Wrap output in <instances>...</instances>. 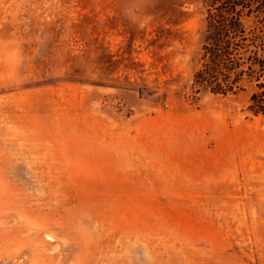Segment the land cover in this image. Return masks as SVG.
I'll list each match as a JSON object with an SVG mask.
<instances>
[{
  "label": "rangeland",
  "instance_id": "374dc122",
  "mask_svg": "<svg viewBox=\"0 0 264 264\" xmlns=\"http://www.w3.org/2000/svg\"><path fill=\"white\" fill-rule=\"evenodd\" d=\"M207 11L0 0V264H264V71L197 91Z\"/></svg>",
  "mask_w": 264,
  "mask_h": 264
},
{
  "label": "trees",
  "instance_id": "16d2710c",
  "mask_svg": "<svg viewBox=\"0 0 264 264\" xmlns=\"http://www.w3.org/2000/svg\"><path fill=\"white\" fill-rule=\"evenodd\" d=\"M207 2L203 51L208 60L195 70L194 87L198 92L203 88L214 94L235 93L241 88L240 83L245 76L253 79L261 76V70L264 71V43H255L262 38H255L244 26L252 13L249 10L251 0ZM255 10L264 14L263 7ZM257 97L254 94L252 98L257 100ZM259 99V106H264V93Z\"/></svg>",
  "mask_w": 264,
  "mask_h": 264
}]
</instances>
